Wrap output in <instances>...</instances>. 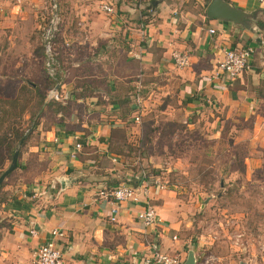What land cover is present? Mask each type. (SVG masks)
I'll return each mask as SVG.
<instances>
[{
  "label": "rangeland",
  "instance_id": "1",
  "mask_svg": "<svg viewBox=\"0 0 264 264\" xmlns=\"http://www.w3.org/2000/svg\"><path fill=\"white\" fill-rule=\"evenodd\" d=\"M49 1L13 5L0 0V118L5 111L10 116L4 124L0 120V136L11 123L27 129L39 121L27 146H19L20 167L6 177L1 194L4 187L13 188L47 169L46 157L34 156L28 144L38 139L37 127H49L55 120L51 107L38 113L39 97H50L53 80L80 97H68L64 105L76 116L74 124L100 123L96 109L130 96L135 109L117 107L111 113L118 125L110 131L108 151L128 174L120 182L130 173L148 174L170 191L179 237L193 251L195 264H264V120L259 125L255 114L230 111L201 95L200 101L188 102L192 97H183L176 81L126 53L132 48L127 32L141 28L139 12L145 14L149 0H55L61 20L53 43L58 67L51 76L42 36ZM102 2H110L118 16L105 32L109 16L99 12ZM118 5L133 9L132 17ZM85 6L88 13L81 11ZM150 17L143 16L144 23ZM9 98H15V108L1 101ZM6 132L13 142L12 131ZM0 154L6 169L11 159L2 145ZM107 161L100 162L105 167Z\"/></svg>",
  "mask_w": 264,
  "mask_h": 264
},
{
  "label": "crops",
  "instance_id": "2",
  "mask_svg": "<svg viewBox=\"0 0 264 264\" xmlns=\"http://www.w3.org/2000/svg\"><path fill=\"white\" fill-rule=\"evenodd\" d=\"M209 1L155 0L151 19L141 25L142 29L138 28L140 32H127L132 48L126 53L138 56L142 65L153 67V72L176 81L183 97L201 95L215 105H226L230 111L255 114L260 125L264 120V74L260 68L264 63V0H226L250 17L247 25L207 18L204 10ZM101 4L112 8L111 13L99 9L109 16L104 23L105 32V27L109 30L118 16L110 2ZM118 6L132 17L133 9ZM82 10L88 13L87 6L81 7ZM210 28L214 33H209ZM140 39L142 45L137 41ZM242 46L253 49L252 68L233 80L220 72L217 74L216 66L223 58V50ZM172 50L187 53L189 65L175 67L170 58ZM66 89L65 83H61L58 91H52V97L63 105L68 97L80 98L72 97ZM84 103L88 104L86 100ZM116 108L115 103L108 102V107L96 109L100 123L90 127L82 120L74 124L76 116L72 111L53 110V123L36 128L38 139L31 141L28 148L34 156L46 157L47 169L32 173V178L13 188L4 187L6 202L0 207V264H32L33 250L48 239H53L61 249L62 264H146L144 258L155 250L177 254L178 264L184 263L191 250L179 237L175 204L166 187L150 186L149 197L160 222L147 227L137 219L142 203L122 204L112 216L113 203L99 195L104 188L124 184L119 179L127 174L121 160L108 151L110 131L118 125L115 116H111ZM109 113L111 117L107 121ZM75 142H79L80 149L74 146ZM83 145L96 149L88 152ZM101 158L109 159V166L99 167L97 162ZM31 228L36 235L29 233ZM53 229L60 235H52Z\"/></svg>",
  "mask_w": 264,
  "mask_h": 264
},
{
  "label": "built area",
  "instance_id": "3",
  "mask_svg": "<svg viewBox=\"0 0 264 264\" xmlns=\"http://www.w3.org/2000/svg\"><path fill=\"white\" fill-rule=\"evenodd\" d=\"M3 1V0H2ZM11 1L13 5H19L23 0H4ZM48 11L50 12L49 18L44 22L42 26L43 47L46 54V66L49 74L52 76L56 73L58 62L55 60L56 53L53 50V43L56 40L60 31V18L58 14L57 4L55 0L49 1ZM99 9L111 13L112 8L107 4H100ZM149 11V10H148ZM209 33H214V29L210 28ZM252 52L253 49L250 46L242 47H228L223 50L222 60L217 63V74L220 72L226 76V78L233 80L239 77L243 72L252 68ZM170 58H172L175 67H186L189 65L190 60L188 54L182 50H172L170 52ZM261 71L264 74V63L260 66ZM54 93L51 92L50 97ZM136 120L139 116L135 117ZM74 146L80 149L78 142H75ZM156 185L160 188H165L164 185L154 177L150 180H141L137 185L118 184L111 188H104L99 192V195L113 203L111 208L112 216L117 212L118 206L127 203H142L141 212L137 213V219L142 226H154L159 224L160 217L157 214L155 205L150 200V186ZM29 233L36 235L34 229H30ZM52 235H60L59 232L54 229L50 231ZM62 251L55 245L53 239H48L43 244L39 245L33 250L31 255L32 264H62ZM146 264H178L179 258L177 254H167L159 251H154L150 255L144 258Z\"/></svg>",
  "mask_w": 264,
  "mask_h": 264
},
{
  "label": "trees",
  "instance_id": "4",
  "mask_svg": "<svg viewBox=\"0 0 264 264\" xmlns=\"http://www.w3.org/2000/svg\"><path fill=\"white\" fill-rule=\"evenodd\" d=\"M155 2V0H149L144 8V12L145 14H141L139 12V16H141V20L140 23L141 25L144 24V19L142 18L143 16L145 18L148 17V15L150 14V12L152 11V8H153V3ZM149 10V11H148ZM260 26H262V24L260 23L259 24ZM54 83H58V82H55V80H53V83H52V87L54 85ZM60 82L58 83V87L56 88V90L58 91L60 89ZM200 97L198 96H193L192 98H188L187 101L188 102H195V101H200ZM3 103H10L12 104L13 108L16 107V103H15V98H9V100H1ZM66 103V102H65ZM116 105L118 107V109H123V107L127 106L129 107L130 109H135L136 105L135 103L133 104L131 101H130V96H126V98H123L122 100H119V101H116ZM40 106V107H39ZM44 107L46 108H52L51 110L55 111V112H58V111H61L62 113H65L67 112L66 110V106L63 105L62 102H59L57 100H55L53 97H44V96H40L39 97V105H38V108H39V111L38 113L40 112V110H42ZM24 110L22 109L21 110V113L23 112ZM3 113V116L2 118H0V120H2V124H4L6 121H9L10 119V116L8 114V112H2ZM20 113V115H21ZM7 117V118H6ZM122 117V116H120ZM39 124V121H33L32 122V125L29 126L27 129H20V128H13V125L12 123L10 124V126H8L1 134L0 136V145H2L3 148H5L8 152H9V155H10V159L12 157V154H13V151L15 149L14 147V144H16V142H18V140L23 136V139H22V142L20 144V147H23L26 143V141L28 140V137H29V133L35 129V127ZM12 131V134H13V142L11 141H8L7 140V137H6V131ZM27 130V132L24 134V132ZM24 134V135H23ZM81 140V139H80ZM79 139L78 141L81 142ZM78 142V143H79ZM83 144V142H81ZM85 146V149L86 151H93L95 150L96 148H92L90 146H86V145H83ZM124 151V150H123ZM105 155V154H104ZM94 156V155H93ZM127 156H130V154L127 152V154L125 155V157ZM98 157V156H97ZM19 158H20V152L18 153V158H17V165H16V168H19L20 167V161H19ZM3 161H4V155L3 154H0V173L5 170V168H3L2 164H3ZM109 162V161H108ZM97 165L99 167H104L102 165V163L99 161L97 162ZM109 166V164H107ZM9 175V173L4 177V179L2 180V182L0 183V205L4 202H6V196L5 195H2V187L4 185V181L6 179V177ZM150 177L148 174L147 176L145 175H140V176H133L131 175V177L125 179V181L123 182L124 184H128V185H137L141 180H150ZM153 178V177H151ZM122 183V182H121ZM0 227H1V221H0Z\"/></svg>",
  "mask_w": 264,
  "mask_h": 264
},
{
  "label": "water",
  "instance_id": "5",
  "mask_svg": "<svg viewBox=\"0 0 264 264\" xmlns=\"http://www.w3.org/2000/svg\"><path fill=\"white\" fill-rule=\"evenodd\" d=\"M204 14H206V17L209 19H224L234 24L247 25V22L250 21V17L247 16L246 13L242 12V10L238 8L230 6L226 2V0H210L206 5ZM57 87L58 84L54 83L51 92L56 91ZM22 139L23 136L18 140L16 144L17 148L13 151L9 166L0 173V183L2 182L4 177L11 172V170L16 168L18 153L20 149L19 146L22 142ZM193 254V251H189L183 264H194Z\"/></svg>",
  "mask_w": 264,
  "mask_h": 264
}]
</instances>
